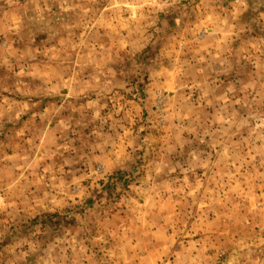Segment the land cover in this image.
Returning a JSON list of instances; mask_svg holds the SVG:
<instances>
[{
	"label": "rangeland",
	"instance_id": "374dc122",
	"mask_svg": "<svg viewBox=\"0 0 264 264\" xmlns=\"http://www.w3.org/2000/svg\"><path fill=\"white\" fill-rule=\"evenodd\" d=\"M205 1L0 0V264H264V15Z\"/></svg>",
	"mask_w": 264,
	"mask_h": 264
},
{
	"label": "crops",
	"instance_id": "0c3cea01",
	"mask_svg": "<svg viewBox=\"0 0 264 264\" xmlns=\"http://www.w3.org/2000/svg\"><path fill=\"white\" fill-rule=\"evenodd\" d=\"M205 2L206 3L204 5V8L206 10L207 15L204 17L203 22H205L204 26L208 30V33L210 35L205 36L203 42L204 44H208L209 46L212 43L214 44L216 42H219V44L222 45V43L228 41V38H230V36L228 35L231 34L230 31L234 30L231 29V27H229L231 25H228L231 24L232 21L236 23L239 22L240 28H236V30H239L241 32L244 21L247 22L251 21L253 23L251 25L253 26L256 23L255 20L257 15L260 16L261 12L262 15H264V5L255 3V1L253 0H206ZM247 13L249 15H254V19H252L251 17L244 16V14ZM248 29L250 35H245V36L242 35L241 39L236 38L235 44L236 42H238V44H236L235 46L237 47L238 45L239 46L248 45L253 47L254 45H259L261 47H264V24L258 25L256 27V30L254 31L250 30V27ZM208 41H210V44L207 43ZM247 60L248 59L246 58V62ZM255 61L256 59L251 56L249 62H251L252 65L253 63L256 64L260 63L264 66V59H260L257 62ZM252 67L250 72L248 73V75H250V79L252 81L254 80L261 81L264 84V71L262 72H259L257 70L254 71ZM248 75H246L247 78ZM259 93L264 95V87L260 89L251 87L250 95L255 97V96H259ZM116 143H117V139L114 140L110 136V147L112 148L114 144L118 147ZM113 151L114 150L110 151V172H113L116 169H118L123 164V160L125 159L124 155H122V158H120V155L116 153L117 150H115V154L113 153Z\"/></svg>",
	"mask_w": 264,
	"mask_h": 264
}]
</instances>
